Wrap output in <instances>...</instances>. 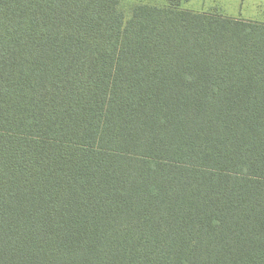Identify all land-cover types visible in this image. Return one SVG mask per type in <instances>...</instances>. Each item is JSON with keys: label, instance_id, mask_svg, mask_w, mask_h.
<instances>
[{"label": "trees", "instance_id": "1", "mask_svg": "<svg viewBox=\"0 0 264 264\" xmlns=\"http://www.w3.org/2000/svg\"><path fill=\"white\" fill-rule=\"evenodd\" d=\"M121 1L0 0V264H264V21Z\"/></svg>", "mask_w": 264, "mask_h": 264}, {"label": "rangeland", "instance_id": "2", "mask_svg": "<svg viewBox=\"0 0 264 264\" xmlns=\"http://www.w3.org/2000/svg\"><path fill=\"white\" fill-rule=\"evenodd\" d=\"M194 11H216L232 17L264 21V0H173ZM168 0H122L120 8L128 17L135 4L164 6Z\"/></svg>", "mask_w": 264, "mask_h": 264}]
</instances>
